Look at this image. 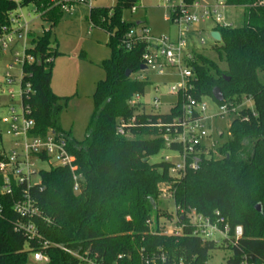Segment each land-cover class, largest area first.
<instances>
[{
	"label": "trees",
	"instance_id": "obj_1",
	"mask_svg": "<svg viewBox=\"0 0 264 264\" xmlns=\"http://www.w3.org/2000/svg\"><path fill=\"white\" fill-rule=\"evenodd\" d=\"M139 2L117 0L113 7L90 9L92 26L109 35L111 55L100 64L106 77L97 84L94 111L81 141L62 129L61 116L68 97L56 94L51 87L55 59L61 53L52 46L50 32L39 36L29 33L32 41L26 52L35 61L23 64V82L30 83L31 88L23 93L22 105L31 110L29 117L35 121L32 134H62L75 157L77 173L81 174L80 188L75 191L69 167L42 170L40 185L31 189L42 212L34 221L44 240L78 253L88 252L105 263L142 264L164 252L172 264H208L217 244L195 236L187 218L179 223L184 224L181 234H165L160 227L159 219L166 215L159 204L161 186L167 183L175 207L195 208L210 217L218 210L232 229L244 227L237 246L224 240V246L231 251L227 264H241L243 255L264 264V0H225L227 6L243 9L244 21L239 26L214 27L221 34V41L211 49L216 56L194 53V74L188 90L197 99L210 96L215 100L213 90L219 88L224 102L233 104L250 97L256 115L242 109V115H248L249 120L232 119L229 137L218 148L222 157L204 163L199 170H189L181 178L170 175L169 163L149 162L151 156L165 148L154 124L159 118L170 121L180 103L171 114L140 112L129 104L134 94H145L150 84L148 80L126 76L127 70H141L146 48L144 42L131 51L122 45L128 30L137 25L124 19V11ZM49 3L50 0H0V36L2 28L10 24L13 11L29 4L46 9ZM62 13L60 7L47 12L52 21ZM133 117L135 123L128 129L132 137L118 134L120 121ZM5 153L0 147V161ZM1 183L0 177V187ZM14 199L0 190V264H27L29 255L38 250L49 256L48 264H80L68 252L54 246L43 248L38 241L28 240L16 231L14 224L21 217L13 209ZM258 204L260 211L256 209Z\"/></svg>",
	"mask_w": 264,
	"mask_h": 264
},
{
	"label": "built area",
	"instance_id": "obj_2",
	"mask_svg": "<svg viewBox=\"0 0 264 264\" xmlns=\"http://www.w3.org/2000/svg\"><path fill=\"white\" fill-rule=\"evenodd\" d=\"M19 2V0H14ZM91 0H50L49 6L42 9L36 6V11L45 13L52 8L60 7L65 12H70V9L81 3L89 4ZM223 3H209L193 0L191 4L185 0L173 6V16L181 25L183 23H196L204 19L213 18L218 25L233 26L225 21L220 8ZM93 8V7H91ZM19 9V8H18ZM132 12L137 11L134 6L130 9ZM15 11L10 14V24L4 26L0 36V52L9 48L14 41L13 35L19 34L22 36V29L25 28L26 36L30 31L28 24L24 26L18 24L19 16L15 15ZM189 29L181 30L180 38L177 43H172L170 40L163 37H152L150 28L140 23L130 28L126 33L122 45L127 51H131L140 42L146 43V48L142 54V65L146 66L145 70L156 71L160 74L165 72L166 68H176L180 77V82L173 84L170 87L169 93L179 97L176 106L180 103L178 113L172 117L170 121H163L159 118L154 126L161 133L165 142V148L174 152V156L166 157L164 162L169 163V173L173 178H181L186 175L189 170H199L202 165L210 160L222 157L218 148L223 144V141L214 138V131L208 129L205 122L214 117L221 116L223 118L230 117L231 121L234 117H242L243 120H249V116H243L242 109H248L253 115H256L255 108L252 109L244 105L245 101L252 100L250 97H244L241 102L233 104L222 101L220 113L216 115L206 116L208 105L204 101V97L197 99L188 93L191 88L190 79L193 77V67L191 62L194 60L193 50L187 51V41L185 40L184 32ZM19 55V53H17ZM24 62H34L35 58L26 52ZM144 70H141V72ZM134 80H147L145 76L138 75ZM9 84L14 83V78L9 73L7 74ZM21 83V105L22 96L25 90H30V83L24 84L23 73L20 80ZM158 88L156 87V91ZM10 97L14 99L13 90H9ZM144 94L136 93L130 99L129 104L137 108L140 112H146L142 97ZM181 98V99H180ZM154 108L159 109L161 106L160 99H154ZM175 106V107H176ZM174 107V108H175ZM30 109L24 108L20 114L15 112L14 107L11 110V117L5 118L7 123V135L12 136L15 140L9 151L5 150V157L0 161V177H1V194L10 195L14 199L13 209L21 217L14 224V229L22 232L28 240H36L43 245V248L54 246L60 248L69 254L75 256L80 264H112L105 263L95 257L78 253L68 247L52 243L44 240L40 233L35 218L41 217L42 212L37 200L32 195L31 189L41 183V171L37 169V161H47L51 167H69L73 173L74 190L80 188L79 180L81 174L77 173L75 157L68 149V140L59 133L49 131L43 137L33 135L32 130L35 126V121L29 117ZM171 111L169 114H171ZM161 114V113H154ZM135 123V117L124 120L122 119L118 125V134L128 135V129ZM231 124V122H230ZM229 124V126H230ZM0 134L3 132L0 129ZM219 137H223V132H218ZM221 140V139H220ZM38 175L39 180H33L34 176ZM172 194V192H171ZM3 215V205L0 203V217ZM176 227L163 231L165 234H181L184 229V224H179L182 219L187 218L189 225L193 228V234L203 241L213 240L215 232L221 233L228 244L237 246L238 241L244 236V227L237 225L234 229L231 228L226 218L220 211H215L214 217L205 216L199 213L195 208L182 209L176 207ZM34 260L49 262V256L43 251L38 250L32 253ZM119 255V259H122ZM148 258L142 264H172L169 262L167 255L162 252L156 258ZM241 264H259L250 261L246 255L242 256Z\"/></svg>",
	"mask_w": 264,
	"mask_h": 264
},
{
	"label": "rangeland",
	"instance_id": "obj_3",
	"mask_svg": "<svg viewBox=\"0 0 264 264\" xmlns=\"http://www.w3.org/2000/svg\"><path fill=\"white\" fill-rule=\"evenodd\" d=\"M199 1V0H196ZM210 2L214 0H200ZM222 1V0H215ZM117 0H91L89 4L81 3L74 5L70 12L63 11L62 16L56 21L51 20V15L36 11L34 4H29L16 10L15 15L19 16L18 24L24 26L28 24L29 31L36 36L50 32L51 43L61 54L55 59L51 87L53 91L68 97L67 106L61 116V126L66 132L81 141L86 136V131L94 111V94L97 84L105 79L106 73L100 66L103 60L111 55L108 46L109 35L102 29L93 27L89 18L91 7H113ZM181 0H140L137 4V11L130 9L124 11V19L130 23L142 22L150 28L152 37H167L170 42L177 43L181 30L185 31L187 41V51L194 50L193 53H201L215 58V53L211 50L213 45L219 43L211 35V28L218 25L213 18L204 19L196 23H183L176 21L173 16V6L179 4ZM225 21L233 26L243 23V9L241 7L229 6L220 8ZM46 14V15H45ZM14 41L9 48L0 52V129L3 132V144L0 146L9 151L13 145L14 138L7 135L8 125L5 118L11 117V110L22 112L21 105V77L23 71V61L25 49L31 46L32 37L26 36L25 28L22 29V36L13 35ZM19 53V55H17ZM224 65V64H223ZM14 78V83L9 84L7 74ZM138 75H143L150 82L145 94L142 97L145 111L147 113L169 114L176 106L179 97L170 94L169 90L173 84L180 82L178 70L176 68H166L160 74L156 71L144 70L134 72L131 75L135 79ZM156 87L158 90L156 91ZM12 89L14 99L10 97L9 90ZM159 98L161 106L154 108V99ZM204 101L208 105L206 116L219 114V104L210 96H205ZM244 105L252 109L255 108L253 100L245 101ZM231 122L230 117H214L205 122L206 127L214 131V138L219 141L228 139V129ZM218 132H223V137H219ZM128 137L132 135L128 134ZM151 136V135H150ZM221 139V140H220ZM174 152L168 148L162 149L156 155L149 158L152 164L160 163L166 157L174 156ZM50 164L45 161H37L38 170H48ZM33 180H39L35 175ZM167 184V183H166ZM165 183L161 186L160 206L166 215L159 219V225L163 231L176 227V207L172 198L169 185ZM154 224L156 220L154 219ZM216 244L211 252L208 264H227L231 255L229 248L225 247L224 236L215 232L212 238ZM27 264H48L45 261H36L30 254Z\"/></svg>",
	"mask_w": 264,
	"mask_h": 264
},
{
	"label": "water",
	"instance_id": "obj_4",
	"mask_svg": "<svg viewBox=\"0 0 264 264\" xmlns=\"http://www.w3.org/2000/svg\"><path fill=\"white\" fill-rule=\"evenodd\" d=\"M137 24H140V22H137ZM211 35H212V37H213L214 40H216V41H218V42L221 41V34H220L219 31H213V32L211 33ZM140 69H141V70H145V69H146V66L142 65ZM132 74H133V71H132V70H127V71H126V76H127V77L131 76ZM213 96H214L215 100L218 101V102H222V101H224V94L222 93V91H221L219 88H215V89L213 90ZM152 203L155 205L154 200H152ZM256 209H257L258 211H260V210H261V205L258 204V205L256 206Z\"/></svg>",
	"mask_w": 264,
	"mask_h": 264
},
{
	"label": "crops",
	"instance_id": "obj_5",
	"mask_svg": "<svg viewBox=\"0 0 264 264\" xmlns=\"http://www.w3.org/2000/svg\"><path fill=\"white\" fill-rule=\"evenodd\" d=\"M216 2H218V3H223L224 4V6H223V8H227V7H229V6H227L226 4H225V0H222V1H210L209 3H216ZM141 23V22H140ZM215 27V26H214ZM214 27H212L211 28V33L213 32V31H215L214 30ZM98 28V27H97ZM100 29V28H99Z\"/></svg>",
	"mask_w": 264,
	"mask_h": 264
}]
</instances>
